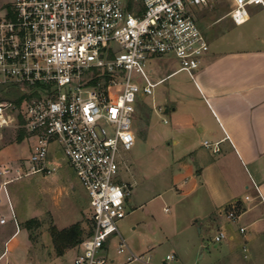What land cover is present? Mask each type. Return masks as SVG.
<instances>
[{"label":"built area","instance_id":"1","mask_svg":"<svg viewBox=\"0 0 264 264\" xmlns=\"http://www.w3.org/2000/svg\"><path fill=\"white\" fill-rule=\"evenodd\" d=\"M212 1L142 0L143 11L133 14L122 0H14L0 17V85L25 96L21 106L0 99V127L15 125L21 113L33 139L22 174H54L55 161L66 159L88 194L91 230L72 264H108L101 253L112 234L117 252L127 249L128 261L142 260L117 228L129 193L118 182L121 152L135 142L139 96L152 94L162 81L151 77L150 58L173 55L194 77L208 43L192 10ZM250 5L264 6V0H232L228 15L235 24L248 18ZM12 179L1 182L5 194ZM226 217L238 215L230 210ZM225 237L219 231L214 241Z\"/></svg>","mask_w":264,"mask_h":264},{"label":"rangeland","instance_id":"2","mask_svg":"<svg viewBox=\"0 0 264 264\" xmlns=\"http://www.w3.org/2000/svg\"><path fill=\"white\" fill-rule=\"evenodd\" d=\"M13 1L0 0V17ZM199 19L205 27L203 15ZM177 66V59L167 55L153 56L148 62L154 80L160 78V68ZM186 81L189 78L180 72L157 84L152 94L138 98L132 122L135 142L130 150L121 152L118 182L130 186H127L126 213L117 222V228L130 252L142 260L128 261L127 249L117 252L119 239L112 234L101 253L114 260L108 264H192L195 260V264H207L205 257L199 260V256L201 250L205 252L214 244L217 223L209 222V217L199 212L192 195L180 190L173 157L182 153L185 154L182 161L188 162L189 154L167 144L172 136L170 115L160 111V106L170 105L166 99L181 90L178 84ZM4 90L0 88V99L6 96ZM6 97L18 106L25 98L19 93ZM162 116L168 123L162 122ZM22 122L20 113L15 125L0 127V218L5 217V223L0 224V253L4 251L0 264H72L78 250L68 248L57 255L49 229L52 225L63 229L79 223L85 237L91 230L87 191L66 159L55 161L59 168L54 174H22L27 171L25 159L30 150ZM20 131L24 138L18 141ZM3 170L7 171L6 175ZM18 174L21 175L17 177ZM7 178L14 179L5 185V194L1 182ZM32 219L39 223H31L28 229L25 223ZM166 255L172 258L166 259Z\"/></svg>","mask_w":264,"mask_h":264},{"label":"crops","instance_id":"3","mask_svg":"<svg viewBox=\"0 0 264 264\" xmlns=\"http://www.w3.org/2000/svg\"><path fill=\"white\" fill-rule=\"evenodd\" d=\"M122 3L133 14L143 11L142 0ZM231 5L232 0H213L193 8L208 50L193 78L179 69V62L175 69L160 68V84L180 72L189 78L160 111L170 115L167 144L189 154L188 162L182 161L185 154L173 157L180 190L192 195L209 222L217 223L215 234L226 235L201 250L199 260L264 264V6H247L248 18L235 24L228 15ZM0 88L17 94L13 88ZM161 120L168 123L164 116ZM230 210L238 215L235 220L226 217ZM69 249L78 250V244Z\"/></svg>","mask_w":264,"mask_h":264},{"label":"trees","instance_id":"4","mask_svg":"<svg viewBox=\"0 0 264 264\" xmlns=\"http://www.w3.org/2000/svg\"><path fill=\"white\" fill-rule=\"evenodd\" d=\"M3 94L7 96L10 93ZM23 138L24 134L20 131L17 135V139L18 141H21ZM33 222L37 224L39 223L37 219L28 220L25 223L26 227L30 229V224ZM49 232L57 255L64 253V251L68 248L76 246L83 238L79 223H74L63 229H57L54 225H52Z\"/></svg>","mask_w":264,"mask_h":264},{"label":"snow or ice","instance_id":"5","mask_svg":"<svg viewBox=\"0 0 264 264\" xmlns=\"http://www.w3.org/2000/svg\"><path fill=\"white\" fill-rule=\"evenodd\" d=\"M113 111H115V110H113Z\"/></svg>","mask_w":264,"mask_h":264}]
</instances>
